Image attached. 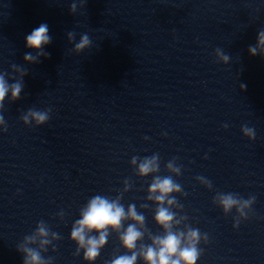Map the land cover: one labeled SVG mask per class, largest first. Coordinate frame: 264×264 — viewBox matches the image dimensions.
I'll return each mask as SVG.
<instances>
[{"label":"clouds","instance_id":"clouds-1","mask_svg":"<svg viewBox=\"0 0 264 264\" xmlns=\"http://www.w3.org/2000/svg\"><path fill=\"white\" fill-rule=\"evenodd\" d=\"M76 7V3H72L70 12L74 13ZM48 32V25L41 24L30 35H27V47L37 51L35 56L31 52L27 53L24 56L25 61L35 63L38 57L49 55L42 48L51 41ZM68 36L70 42L75 38L73 32H69ZM90 45L89 36L82 34L79 42L75 43L73 51L79 54L89 48ZM258 49L264 51V30L258 34L257 45L249 47L250 55L256 56ZM218 55L224 63H227L230 59L228 55L220 50H218ZM12 68L20 72L21 79H15V82L9 83L5 79L8 73H0V110H3L4 100L9 92H11L10 102H14L20 98L24 87L22 78L27 75V70L15 64L12 65ZM241 87L245 88L246 85L242 84ZM50 111L51 109L41 111L30 108L21 116V120L26 126L32 124L41 126L48 122ZM0 125H3L0 130L6 132L7 124L3 115H0ZM224 127H227V125ZM241 131L249 140H255L256 134L253 128L243 126ZM145 139L148 138L145 137ZM130 164L135 166L137 177L142 179L150 175L153 177L147 188L146 200L155 205L153 220L162 232L154 235L146 227V218L142 212L137 210L135 204H129L125 209L121 202L123 195L133 187L132 182L125 179L123 189L115 198L97 194L80 208V218L72 224L70 232V239L76 245L74 255L79 256L82 252L83 260L87 264H95V261L100 257L101 250L108 243L110 234L115 233L125 253L114 256V258L105 261L104 264H137L138 259L143 261V264H197L203 253V249L199 245L201 243L207 244L209 237L207 233H201L198 228L188 224V216L186 214L182 215L176 210H183V205L174 194L187 195L183 191L182 185L173 179V177L181 175L182 165H177L176 158L169 160L165 165V169L170 175L161 176L159 175V154L143 158L133 156ZM196 179L201 185L209 190L212 189V183L207 178L197 176ZM255 201V196L244 199L235 193L218 192L213 198V203L221 208L225 215H229L235 209L234 228H238L241 221L249 218ZM148 207L147 203L140 205L141 209H147ZM174 209L175 211H173ZM60 215H63L62 211ZM125 224H127L126 227ZM50 234L57 240L62 239L58 233L50 231L45 222L41 220L37 223L35 233L25 236L24 243L17 246V251L24 253L23 264H51L52 257L45 259L39 249L28 246L36 243L38 237L41 238L39 239L41 248L51 244L52 241L47 239ZM145 239L150 243L146 244Z\"/></svg>","mask_w":264,"mask_h":264}]
</instances>
